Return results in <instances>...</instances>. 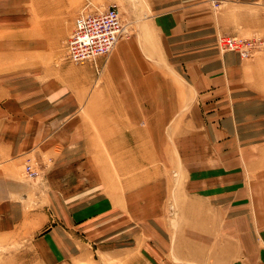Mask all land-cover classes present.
<instances>
[{"label": "crops", "instance_id": "1", "mask_svg": "<svg viewBox=\"0 0 264 264\" xmlns=\"http://www.w3.org/2000/svg\"><path fill=\"white\" fill-rule=\"evenodd\" d=\"M19 1L35 3L41 20L39 42L30 36L12 54L15 7L6 13L10 53L9 71L0 76V235L21 231L40 238L55 222L71 227L73 243L87 244L89 258L107 250L101 255L120 264H130L129 257L140 264L142 253L151 251L160 264H264L252 212L260 185L251 184L255 174L240 169L248 164L253 173L256 163L264 165L255 155L264 140V60L220 50L221 27L206 0ZM116 2L131 36L119 40L107 58L93 67L49 56L47 44L71 34L81 4ZM134 19L142 20L139 26H131ZM144 99L153 100L157 116L158 101L168 100L164 113L171 129L200 132L192 142L195 155L211 168L205 176L215 178L202 192L174 188L169 173L154 171L149 180L140 173L135 185L124 182L114 192L101 180L111 171L97 169V148H105L100 154L110 163L112 151L122 159L128 146H153L143 139L145 128L136 117L144 115ZM179 114L187 116L177 120ZM128 131L136 133L129 138ZM135 163L143 167L144 155ZM27 165L35 178L24 174ZM175 194L232 197L206 202L189 196L179 204L171 201ZM261 236L264 244V231Z\"/></svg>", "mask_w": 264, "mask_h": 264}, {"label": "rangeland", "instance_id": "2", "mask_svg": "<svg viewBox=\"0 0 264 264\" xmlns=\"http://www.w3.org/2000/svg\"><path fill=\"white\" fill-rule=\"evenodd\" d=\"M206 2L208 4V11L215 13L217 16V25L221 27L218 36L216 37L219 48V39L221 37H235L238 40H257L259 45L250 58L257 56L264 60V0H233L224 3L219 7H213L211 0H206ZM86 4L87 3L81 4V9ZM13 6L15 7V17H17V20L15 22L16 32L11 40V53L13 54L15 48H21L25 43V39H28L30 36L33 38V42H39L36 38L39 37L38 32L40 30L39 24L41 19L37 12L38 9L36 8V4L24 3L19 0H17L15 4L0 2V76L9 71L7 59L10 51L7 50L8 21L6 13L8 10H12ZM91 6L98 9L105 8L106 6H113L117 9L122 22H126L124 17L120 14V4L118 2L110 4H91ZM25 11L27 12L25 13L27 17L26 20L23 18ZM141 21L142 20L134 19L130 24L131 26L134 25V27L135 25L139 26L138 22ZM129 33L130 35L128 37L131 36V32ZM13 37H15L14 40ZM67 37H69V35ZM67 37L57 43L49 42L47 44L50 57H64V43L67 40ZM152 102L153 100L151 99H144V115H137L136 117L138 120H141V124L143 128H145L142 132L143 139H145V141L146 139H151L153 146L152 144L145 145L142 147V150H140V148L137 149V147L128 146V154L122 159L117 157L118 153L116 154L112 151L110 163H105V158L102 156L105 154V148H97V169L101 167V170H103L106 166V169L111 171V175H104L105 178L101 180H104L114 192V190L116 191L119 189L124 182H127L129 186L135 185L136 176L140 173L144 174L145 181L149 180L146 179V177L151 176L152 171H154L157 173L160 172V175L169 173L171 176L170 180L172 181L171 186L174 188L181 189L187 187L192 193L202 192L198 191V189L207 186V183H214L215 178H210V175L205 176L208 173L207 171L211 170V168H205L206 162L199 156L195 155V152H198V150L193 147L192 142L199 138L198 133L200 132L191 129L190 131L188 130L185 132V134L181 131H177V129H171L170 127L172 124L169 123V117L167 118V114L164 113L168 109V100L161 99L158 101L160 103V116L152 114V110H155V107H152ZM183 111L184 107L182 109V112ZM180 115L182 117L187 116L184 114L176 115L175 117L177 120L181 118ZM175 117L173 116L172 121ZM161 121H163V124L160 123ZM182 123L180 126H182ZM178 125V122H176L174 126L177 127ZM135 133L136 132L128 131V137L130 138L134 136ZM192 135H194L193 140L191 139ZM195 135H197V137H195ZM202 135L204 137V133H202ZM177 143L180 145V148L177 147ZM168 144H170V146ZM101 149L104 154L103 152L100 154ZM116 149L119 150V148ZM175 151H177V154L174 153ZM139 154L144 155L143 167H141V164L136 166L135 163L137 158L139 159ZM255 155L264 160V140L259 147L255 148ZM150 156L153 160H148ZM201 160L203 164H201ZM124 162H126L127 166L126 175H123L121 171V167H124ZM248 166V164L241 163L240 169L245 172L249 171V175L255 174V177H251L250 179L251 184L260 185L258 194L256 193L257 195L254 196V199H256L255 212L254 210L252 212L258 222L255 230L253 229L255 232V239L260 246H263L264 244H262L261 234L264 231V165L256 163L253 173ZM226 174H230V172H226ZM164 180L165 179L162 177L159 179L160 183H164ZM98 181H100V179H97V182ZM222 185L231 186L228 183ZM243 185L245 184L241 182L240 187H243ZM189 196L200 197L206 202H215L218 198H223L225 202H228V200H231L228 198L232 197L230 194H175L171 195V201L179 204L184 203L186 202L185 198ZM160 197L162 198L161 195ZM226 217L227 216H225V218ZM51 224L54 225H49L48 229L41 235V239L39 237L26 238V235L21 231H16L8 235H0V264H120L118 260H112L103 254V256L101 255V253L107 254V250H100L93 258H89V248L87 244L73 243L71 227H55V222ZM241 247H244L242 242ZM245 252H247V249H245ZM142 254L145 256L144 259L140 260L142 263L160 264L158 263L160 260L158 259L157 254L153 255V252L151 251H145ZM248 255L249 254H247V256ZM125 260H123L124 264ZM127 260H130V264H136L137 261L135 257H129ZM242 261H247V259L241 258V262ZM141 262L140 264H142Z\"/></svg>", "mask_w": 264, "mask_h": 264}, {"label": "built area", "instance_id": "3", "mask_svg": "<svg viewBox=\"0 0 264 264\" xmlns=\"http://www.w3.org/2000/svg\"><path fill=\"white\" fill-rule=\"evenodd\" d=\"M233 0H211L213 7ZM129 36L127 26L120 19L117 9L107 6L94 8L87 3L80 10L74 28L64 43V58L72 64H91L96 60L107 58L117 42ZM222 50L235 53L242 59L250 58L259 45L257 40H238L235 37L219 39ZM24 174L35 178L31 166H25Z\"/></svg>", "mask_w": 264, "mask_h": 264}]
</instances>
